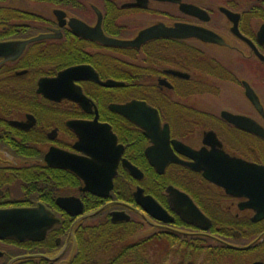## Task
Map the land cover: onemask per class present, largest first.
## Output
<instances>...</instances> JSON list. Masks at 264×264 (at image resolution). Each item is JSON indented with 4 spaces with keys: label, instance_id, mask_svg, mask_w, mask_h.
I'll use <instances>...</instances> for the list:
<instances>
[{
    "label": "flooded vegetation",
    "instance_id": "flooded-vegetation-1",
    "mask_svg": "<svg viewBox=\"0 0 264 264\" xmlns=\"http://www.w3.org/2000/svg\"><path fill=\"white\" fill-rule=\"evenodd\" d=\"M31 1L39 4H5L20 15L0 21V42L52 36L28 43L15 59L0 58L2 90L20 95L23 91L20 99L25 98L22 105H11L9 116L0 107V137L24 138L25 150L36 149L40 157L24 158V164L36 162L67 171L73 179H61L52 185L53 191L46 190L44 195L51 193L47 202H3L11 205L0 209L43 204L57 221L41 239H0V264H85L81 262L84 256H79L82 248L92 253L87 264H163L171 258H178L177 264H237L234 258L238 256L240 264L264 262L261 256L250 261L247 258L264 247V218L255 221L257 211L241 207L249 198L227 193L202 171L182 163L172 162L160 173L147 157L146 151L154 143L145 130L111 107L139 100L155 108L161 127L168 124L170 145L182 160L193 161L175 149L172 140L196 151L223 152L264 166V3L226 0L210 5L181 0L202 9L194 14L182 9L181 2L170 0H76L67 6ZM134 18L145 22L139 25L142 19L135 23ZM72 19L83 24H71ZM160 24L167 28L194 25L216 36H156L137 45L105 41V37L135 41L144 29ZM6 33L11 34L1 37ZM83 66L62 87L73 91L81 88L90 105L69 97L52 100L38 92L41 79ZM109 81L115 84H104ZM233 116L246 120L236 124ZM72 121L110 125L117 136L116 145L123 146L107 196L85 191L86 183L79 175L45 161L52 147L85 155L77 148L81 140L69 125ZM92 136L96 143L97 137ZM4 153L17 158L0 147V164L10 163ZM144 159L157 175L186 168L203 180L185 181V176L174 181L157 180L150 185V193L143 184ZM124 160L139 168L143 178L135 177ZM183 183L198 186V195L195 197ZM65 185L67 189L62 188ZM171 187L190 197L209 218V227L185 216ZM139 189L158 203L162 210L158 214L166 219L150 213L137 201ZM3 197L6 190L0 191ZM61 197L78 198L82 212L71 214L58 204ZM148 229L150 233L139 238ZM104 256L107 259L102 261Z\"/></svg>",
    "mask_w": 264,
    "mask_h": 264
},
{
    "label": "water",
    "instance_id": "water-1",
    "mask_svg": "<svg viewBox=\"0 0 264 264\" xmlns=\"http://www.w3.org/2000/svg\"><path fill=\"white\" fill-rule=\"evenodd\" d=\"M170 1L181 2L182 9L190 13L199 14L202 11L199 7L183 3L181 0ZM77 22L83 24L76 19L71 20V24L75 25ZM235 30L238 33L237 26ZM193 35L202 38L208 37L209 39L216 36L212 31L194 25L177 24L174 28H167L160 24L144 29L139 37L131 42L104 37L109 44L137 45L156 36L185 37ZM50 36L52 35L43 34L26 41L0 42V58L3 57L4 61L15 59L25 50L28 43ZM82 68L85 67L69 68L61 72L58 77L41 79L38 92L43 93L52 100L69 97L79 100L84 106L90 105V99L84 95L81 88L78 87L79 90L73 91L71 88L65 89L62 87L66 84V80L72 79L74 75L82 71ZM94 78L98 79L97 74H95ZM104 84L110 85L115 84V82L109 81ZM72 87L74 88V86ZM111 107L145 130V134L154 143L146 151L147 157L160 173L172 162L182 163L193 170L202 171L204 177L224 187L227 193L249 198V201L241 204V207L254 208L257 211L254 218L255 221L264 218V166L230 157L223 152H209L205 149L196 151L179 141L172 140L175 149L193 159L191 162L182 160L175 154L174 149L170 145L171 139L168 124H165L163 128L161 127V118L155 108L145 101L139 100H132L123 105L113 104ZM231 119L236 124H242L246 120L240 116H233ZM14 123L19 124L17 121H14ZM69 125L80 135L81 142L77 148L85 155L81 156L52 147L45 155V161L49 166L68 169L79 175L86 183L85 191H90L100 196H107L113 187V177L117 174V166L123 146L116 145L117 136L111 131L110 125L99 124L98 121L90 124L83 121H72ZM92 134L97 137L95 139L96 143L101 141L99 145L93 143ZM87 143L90 145H87ZM124 164L129 167L135 177L143 178L144 174L139 168L127 160H124ZM171 188V193L176 196L175 201L183 205L181 211L185 212V216L191 222L204 224L205 228L209 227V218L197 208L190 197L173 187ZM137 201L145 206L150 213L160 218H167L163 215L160 216V211H162L160 206L151 196H144L142 189L137 192ZM58 204L71 214H77L83 210L81 201L75 197H61L58 199ZM55 221L57 219L53 217L50 210L43 204L33 208L0 209V239H41L45 235L46 230ZM0 255H2L1 252ZM251 264H264V262L255 261Z\"/></svg>",
    "mask_w": 264,
    "mask_h": 264
},
{
    "label": "trees",
    "instance_id": "trees-1",
    "mask_svg": "<svg viewBox=\"0 0 264 264\" xmlns=\"http://www.w3.org/2000/svg\"><path fill=\"white\" fill-rule=\"evenodd\" d=\"M8 0H0V21H8L14 18H18L20 15L17 10H11L10 7H7L5 4ZM36 1H44V2H50L55 3L59 6L62 5H68L72 4L74 2H77L76 0H36ZM256 4L264 3L263 1L255 0ZM11 33L2 34L1 37H8ZM21 91V95H23ZM18 94L17 92L13 91H5L2 90V87L0 85V107L3 108V112L6 116L11 115L8 113L9 109L12 108L11 105L17 103L18 105H22L21 101L24 99H20L22 96ZM5 110V111H4ZM115 116V115H113ZM24 143L25 139L22 138L19 140H14L11 136H1L0 137V147L5 148L8 150L11 154H13L17 158L21 159H28L31 158L32 160L39 158L40 156L37 155L36 149L32 148L31 151L24 149ZM141 165L145 169L146 172V178L143 181L144 186L148 189L150 193H153V189L150 186L155 181H174L176 179H182L183 176H185L183 179L185 181L193 180V181H199L203 180V178L194 173L190 170H180L177 173V170L173 173L167 172L165 175H157L155 170L148 165V161L144 159L143 162H141ZM174 168V167H173ZM129 178V177H128ZM71 180L73 179L67 171H57V169H52L49 167H43L40 165V163H29L24 165H14L10 164L8 162H3L0 164V191L6 190V197L0 198V206H9L11 203H3L5 201H16V203H29V200H44L48 201V196H50L51 193L44 195V192L46 190L53 191L52 185L57 183L59 180ZM176 182V181H175ZM48 183V184H46ZM69 184V183H68ZM67 185L62 187L63 189L66 188ZM74 186V185H73ZM183 186L190 191L195 197L198 195L197 187L192 185H187L183 183ZM72 187L69 185V188ZM10 191H9V190ZM200 194V193H199ZM17 205V204H12ZM112 238V236H111ZM84 256L82 261L83 263L87 264L89 263L90 257H92V253L89 252L87 248H82V250L79 251V256ZM80 258V257H79Z\"/></svg>",
    "mask_w": 264,
    "mask_h": 264
},
{
    "label": "rangeland",
    "instance_id": "rangeland-1",
    "mask_svg": "<svg viewBox=\"0 0 264 264\" xmlns=\"http://www.w3.org/2000/svg\"><path fill=\"white\" fill-rule=\"evenodd\" d=\"M197 2H200L201 4H210V5H212V4H214V3H225V1L226 0H196ZM244 1L246 2V0H242L241 1V3H244ZM28 2L29 3H32L30 6L31 7H36V4H39V3H37V2H34V1H31V0H8L7 2H6V4H13L14 6H22V4H25V3H27L28 4ZM34 3V4H33ZM142 19V18H141ZM141 19H136V18H134L133 20L135 21V23H137L138 21H140ZM143 22H145L143 19H142V21L141 22H139V23H137V24H142ZM4 157L7 159L6 161H9L10 162V164H24L25 163V161L23 160V159H20V158H12V156L11 155H9V154H6V153H4ZM229 202H225V204L227 205ZM230 204V203H229ZM150 231H151V229H148V230H146V231H144L140 236H139V238L143 235H146V234H148V233H150ZM259 256H261V257H264V247H258L257 249H256V251L255 252H253V255L250 257V256H247V258H250L249 259V261L252 259V260H254V259H256V258H259ZM253 257H254V259H253ZM256 257V258H255ZM105 259H107V256H104L103 258H102V261H105ZM235 259V261L237 262V264H240L241 262H242V259L238 256V257H236V258H234ZM179 261V259L178 258H171V259H169L168 261H166L165 263H163V264H177V262ZM101 264H104V262H102ZM230 264H233L231 261H230Z\"/></svg>",
    "mask_w": 264,
    "mask_h": 264
}]
</instances>
